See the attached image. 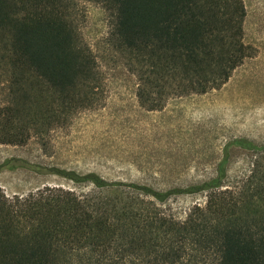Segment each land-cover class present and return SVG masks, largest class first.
<instances>
[{"label":"trees","instance_id":"16d2710c","mask_svg":"<svg viewBox=\"0 0 264 264\" xmlns=\"http://www.w3.org/2000/svg\"><path fill=\"white\" fill-rule=\"evenodd\" d=\"M87 1L106 12L102 55L83 35L80 0H0V143L45 139L100 104L103 61L135 76L137 97L156 110L222 87L251 56L243 0ZM231 146L255 155L237 180L227 178ZM19 166L88 189L0 188V264H264V142L235 138L211 177L166 190L22 158L0 170ZM181 193H204L205 204L180 219L165 205Z\"/></svg>","mask_w":264,"mask_h":264},{"label":"rangeland","instance_id":"374dc122","mask_svg":"<svg viewBox=\"0 0 264 264\" xmlns=\"http://www.w3.org/2000/svg\"><path fill=\"white\" fill-rule=\"evenodd\" d=\"M243 2V37L251 56L222 87L172 96L162 108L151 110L136 95L135 76L123 65L103 61L107 76L104 100L78 112L69 124L45 139L34 137L25 145L0 143V164L22 158L33 165L95 171L108 179L132 180L166 190L211 177L225 146L235 138L263 143L264 0ZM80 7L83 35L102 55L109 29L106 12L93 1L80 0ZM254 159L245 148L229 147L227 178L245 176ZM58 184L80 193L88 189L86 184L31 166L0 170V188L8 195L23 196ZM205 201L204 193H181L171 195L165 206L183 219Z\"/></svg>","mask_w":264,"mask_h":264}]
</instances>
